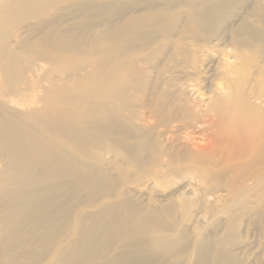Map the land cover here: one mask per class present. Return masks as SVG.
<instances>
[{
  "label": "bare ground",
  "instance_id": "6f19581e",
  "mask_svg": "<svg viewBox=\"0 0 264 264\" xmlns=\"http://www.w3.org/2000/svg\"><path fill=\"white\" fill-rule=\"evenodd\" d=\"M70 1L0 0V72L16 105L0 103V233L72 187L118 198L88 226L75 219L63 264H95L117 241L130 249L100 264H147L148 250L178 255L185 231L156 223L178 210L188 222L236 204L264 215V191L251 196L264 190V83L260 68L251 77L248 69V55H264V0L245 12L241 0H111L105 34L49 31L23 42V52L13 47ZM189 39L220 55H175ZM105 141L114 155L102 156ZM111 169L167 204L146 207L114 192ZM201 200L206 209L192 211ZM225 244H204L197 264H235ZM7 255L0 246V264Z\"/></svg>",
  "mask_w": 264,
  "mask_h": 264
},
{
  "label": "rangeland",
  "instance_id": "374dc122",
  "mask_svg": "<svg viewBox=\"0 0 264 264\" xmlns=\"http://www.w3.org/2000/svg\"><path fill=\"white\" fill-rule=\"evenodd\" d=\"M110 1L111 0H72L64 5L57 6V8L50 10L49 14L36 20L37 22L34 21L37 24L29 26L28 30L21 34L22 37L13 47L23 52V42H27L28 44L35 43L38 38L49 31L53 33L68 31L70 34L75 33V35H79L81 38L86 35L87 32H90V35L95 33L97 36L105 34L106 26L101 23L107 19L105 4L110 3ZM256 5L254 0H241L238 11L245 12L247 10H252V7ZM86 12L87 14H85ZM27 24L28 23L22 26V30L26 28ZM191 40L189 39L188 45L180 44V46L174 47L175 55H220V49L218 47L214 52H205L204 49L200 50L199 48L196 50V48L191 45L193 43ZM162 44L163 42L160 45ZM154 49L155 47L152 45L146 49V52L152 54ZM165 50H167V48L163 46L162 52ZM248 56L250 77L257 74L255 70L260 68L257 76H259V79L264 83V64L262 65L261 62L264 55H254V53H252V55ZM44 66L49 67L48 64H44ZM3 80V75L0 72V82L2 83V85H0V103L8 106L12 105V107L16 106L8 102ZM109 145L113 146L107 141L104 142L103 150L100 151L102 156L114 155V152L105 149ZM4 162L5 160L0 158V168L4 167ZM110 171L113 172L112 177H116L118 180L120 179L117 172L113 171V169ZM118 180H115L113 184L114 188L118 187L114 192H123L127 198L133 201H141V204H145L144 206L146 207H152L154 203L161 206L167 204L168 201L166 200H169L159 201L160 199L163 200L168 197H158L154 193H148L149 191L144 188L138 191V186L135 183L129 184L121 179ZM182 184L181 182L171 186L166 190L165 194L179 187L181 188ZM62 191H60L61 193L59 195H55L52 202L48 204L50 207L47 206L41 211L34 213L28 217L25 222L16 227L15 225L17 223L13 221L9 228L0 233V246L3 251L7 252V257L10 260H6V264H49L54 257L60 260V264H63L65 253L63 254L62 250L66 251L76 239L77 234L73 230L75 219H79L81 223L88 226L93 222V217L91 215L99 211L106 203L114 202L118 198L116 197L118 195H115V197L114 195L105 196L101 193L98 199L94 200L90 199L88 193H84L80 191L79 188L73 187L70 189H63ZM262 191L264 190H261V187H257L251 191V196L253 194L252 199L254 200L255 195ZM148 198H150L149 203H147ZM68 201L69 204L67 203ZM4 204H7V200L2 198L0 200V205ZM62 205H64V207L60 210ZM206 206H208L206 201L201 200L195 203L192 207V211L197 212L201 209H206ZM242 207L243 205L241 204H236L234 206L230 205L227 213H206L200 218L195 217L190 222L184 219L180 210L176 211L174 221L169 222L166 218L157 219L156 223L161 228L166 224L174 228L175 223L178 224L179 227L185 231L186 237L178 246V248H180V253L178 255L165 256L160 252L148 250L149 255L147 264H197L198 256L204 244L217 247V245L224 241L226 243L224 247L225 252L229 257H232L231 259L235 261V264H264V215L252 214L249 211L243 212L244 210ZM37 216L40 219H38ZM231 221L235 222V231L232 232L234 233L233 235L230 231ZM13 225L14 227H12ZM192 227L195 229L194 231L191 229ZM129 249V247L124 245V242L117 241L111 245V247L109 246L106 252L107 255L99 259L95 264H100L106 261V259L115 257L117 254L128 251ZM146 249H148V247H146ZM13 261L14 263H12Z\"/></svg>",
  "mask_w": 264,
  "mask_h": 264
}]
</instances>
